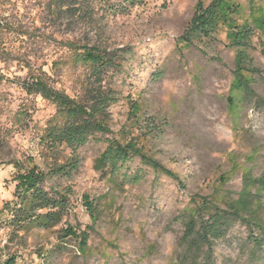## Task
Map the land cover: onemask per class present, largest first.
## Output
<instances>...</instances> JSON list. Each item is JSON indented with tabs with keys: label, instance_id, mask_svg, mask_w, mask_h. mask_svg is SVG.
Instances as JSON below:
<instances>
[{
	"label": "rangeland",
	"instance_id": "1",
	"mask_svg": "<svg viewBox=\"0 0 264 264\" xmlns=\"http://www.w3.org/2000/svg\"><path fill=\"white\" fill-rule=\"evenodd\" d=\"M103 6L0 0V260L264 264V0ZM83 46L122 56L119 71L94 84ZM33 74L83 102L88 89L104 88L109 132L75 152L49 144L48 130L65 117L25 89ZM107 138L129 153L100 171ZM70 162L67 173L55 171ZM34 166L47 173L50 195L65 197L50 227L18 218L16 176ZM244 190L251 206L237 213ZM187 235L202 240L200 249Z\"/></svg>",
	"mask_w": 264,
	"mask_h": 264
},
{
	"label": "trees",
	"instance_id": "2",
	"mask_svg": "<svg viewBox=\"0 0 264 264\" xmlns=\"http://www.w3.org/2000/svg\"><path fill=\"white\" fill-rule=\"evenodd\" d=\"M103 2V8L107 11L119 10L123 5L128 2L138 3L139 0H100ZM113 9V10H112ZM72 46H76L72 44ZM83 51L80 52V59L88 63L89 73L93 83L103 85V81L108 78V75L114 71H119L120 61L122 56L115 54L113 51L102 50L96 46H83ZM93 86L94 88L88 89L89 102L79 101L70 97L63 91L51 86L40 75H31V78L25 82V89L29 93L40 94L42 97L52 101L58 107L60 114L65 117L62 125H53L45 138L48 139L49 144L59 145L64 143L65 146L71 148L73 152L78 147L86 143L90 138L94 137L97 133L106 134L109 128L105 118V107L110 99L109 93L104 92V88ZM93 89V90H92ZM243 90L249 94L252 93V86L247 81L244 82ZM107 148L97 159L96 168L104 170L112 156H117L120 160H126L129 153L128 147L121 146L120 143L114 138H107ZM129 146V144L127 145ZM76 162L63 164L55 169L61 173H67L69 169L75 168ZM164 172L167 169L163 168ZM47 173L37 169L35 166L26 172H19L16 176L18 181L16 184L15 194L18 196L20 202V214L18 218L29 219L36 224L43 227L53 226L56 222L60 221L62 217L61 210L65 205V197L60 195L58 197L50 195L49 191L44 188ZM249 192L244 190L241 192L242 199H239L235 205L237 213L250 208L251 203L248 199ZM244 197V198H243ZM207 202L201 204L200 210L207 206ZM91 205V206H90ZM90 210L92 213L94 207L90 203ZM42 209L45 211L40 212ZM199 209L195 211H200ZM206 209V208H205ZM251 214V211L247 212ZM250 218V217H249ZM251 224H259L258 218L249 220ZM80 248L86 251L87 236L82 234ZM66 236H75L71 228L66 229ZM192 248L200 249L202 240L196 239L195 236L186 238ZM16 256L12 255L5 261L0 260V264H16Z\"/></svg>",
	"mask_w": 264,
	"mask_h": 264
}]
</instances>
